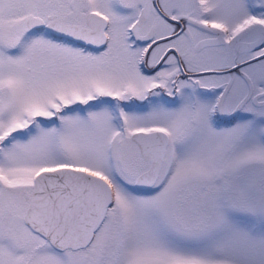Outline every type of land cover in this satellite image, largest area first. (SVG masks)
<instances>
[{
    "label": "snow or ice",
    "instance_id": "obj_1",
    "mask_svg": "<svg viewBox=\"0 0 264 264\" xmlns=\"http://www.w3.org/2000/svg\"><path fill=\"white\" fill-rule=\"evenodd\" d=\"M0 264H264V0H0Z\"/></svg>",
    "mask_w": 264,
    "mask_h": 264
}]
</instances>
